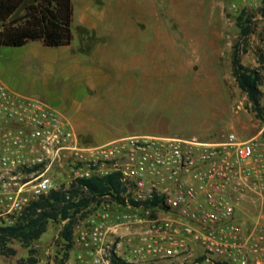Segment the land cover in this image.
Masks as SVG:
<instances>
[{
    "label": "built area",
    "instance_id": "2783aa9c",
    "mask_svg": "<svg viewBox=\"0 0 264 264\" xmlns=\"http://www.w3.org/2000/svg\"><path fill=\"white\" fill-rule=\"evenodd\" d=\"M63 162L70 183L117 173L122 187L120 199L103 196L79 219L90 256L80 253L79 264H111L108 236L119 226L129 229L128 260L176 258L196 244L223 264H264V130L245 139L234 131L217 141L133 134L84 144L68 117L0 79V227L17 225L32 201L66 184L53 174Z\"/></svg>",
    "mask_w": 264,
    "mask_h": 264
},
{
    "label": "rangeland",
    "instance_id": "374dc122",
    "mask_svg": "<svg viewBox=\"0 0 264 264\" xmlns=\"http://www.w3.org/2000/svg\"><path fill=\"white\" fill-rule=\"evenodd\" d=\"M85 1L102 17L97 28L79 24V52L95 54L94 60L79 61V89L67 91L57 82L44 85L41 74L38 77L25 66L4 68L15 92L38 97L70 119L71 106L79 100L77 138L81 143H103L133 134L217 141L230 131L245 139L264 130V121L240 88L232 66L240 36L237 17L248 8L256 16L242 62L260 69L259 87L264 95V0ZM87 47L90 51L85 52ZM4 49L19 54L28 48ZM53 174L58 184H69L73 171L63 162ZM64 226L65 222H50L41 238L32 242L37 264L58 263L65 243ZM119 228L121 232L109 233L108 243L123 257L126 253L120 244L129 229ZM78 237L79 225L67 262L79 248L90 259ZM192 246L194 250L176 258L123 259L129 264H223L217 258L198 260L205 257L204 250ZM78 255L73 264H79ZM28 256L29 248L16 239L0 245V264H20Z\"/></svg>",
    "mask_w": 264,
    "mask_h": 264
},
{
    "label": "trees",
    "instance_id": "16d2710c",
    "mask_svg": "<svg viewBox=\"0 0 264 264\" xmlns=\"http://www.w3.org/2000/svg\"><path fill=\"white\" fill-rule=\"evenodd\" d=\"M261 10L264 14V7ZM255 16L244 8L237 17L240 36L234 47L232 66L240 88L247 94L257 116L264 121V95L259 87L261 71L242 62L246 41L253 32ZM73 18L72 0H0V45L19 47L34 40H40L50 47L69 45L74 39ZM87 49L84 51H90V47ZM121 190L117 173L78 177L69 184H62L32 201L17 225L0 227V245L9 238L18 240L29 248L28 258L21 259L20 264H37L39 259L35 255L36 249L31 246L32 242L41 238L50 222H65L62 231L65 240L63 255L57 264H67L75 244L74 230L79 219L103 196L120 199L118 193ZM110 258L111 264H129L114 250ZM203 259L204 256L198 260Z\"/></svg>",
    "mask_w": 264,
    "mask_h": 264
},
{
    "label": "crops",
    "instance_id": "0c3cea01",
    "mask_svg": "<svg viewBox=\"0 0 264 264\" xmlns=\"http://www.w3.org/2000/svg\"><path fill=\"white\" fill-rule=\"evenodd\" d=\"M74 6V18H73V28H77V35L74 33L73 42L69 45H63L59 47H50L44 45L40 40L30 41L27 44L19 47H24L28 49H23L22 53H13L11 50L4 49L5 47H14L0 45V79L10 88H16L7 80L4 75V68L7 65H17L25 66L30 71H36L35 75L41 74V82L44 85L57 84L62 85L68 91L69 89L75 90L79 89V61L81 60H94L95 54L93 53H84L79 52V24L87 28H97V22L99 23V18L102 16L95 13L96 9L94 8L91 2H82L79 4V0H72ZM77 36V37H76ZM77 40V41H76ZM32 42H34L32 47H28ZM7 50V51H6ZM18 54V55H16ZM16 55V57H14ZM27 62H24L25 60ZM27 64H30L26 66ZM39 65V67H38ZM126 64L124 63V68ZM44 69V70H43ZM40 72V73H39ZM39 77V76H38ZM59 80L55 81L54 78ZM83 81V78L82 80ZM15 91V90H13ZM38 98V97H36ZM40 99V98H39ZM73 109V118L70 119L76 135L79 134V100L72 104ZM59 111V110H58ZM60 112V111H59ZM61 113V112H60ZM119 232L121 229L116 227ZM114 229V230H115ZM126 239H124L125 241ZM124 241L120 244L124 247ZM125 248V247H124ZM80 248L78 253L74 255L71 262L67 264H73L72 261H76L77 255L80 254Z\"/></svg>",
    "mask_w": 264,
    "mask_h": 264
}]
</instances>
